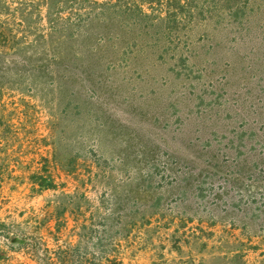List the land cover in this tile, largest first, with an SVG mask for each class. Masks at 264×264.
<instances>
[{"label":"rangeland","instance_id":"374dc122","mask_svg":"<svg viewBox=\"0 0 264 264\" xmlns=\"http://www.w3.org/2000/svg\"><path fill=\"white\" fill-rule=\"evenodd\" d=\"M167 1L114 26L93 0H2L0 263L39 264L37 220L52 256L88 243L123 264H264V91L248 70H264V0H205L179 32L154 21ZM32 55L72 59L53 81Z\"/></svg>","mask_w":264,"mask_h":264},{"label":"trees","instance_id":"16d2710c","mask_svg":"<svg viewBox=\"0 0 264 264\" xmlns=\"http://www.w3.org/2000/svg\"><path fill=\"white\" fill-rule=\"evenodd\" d=\"M46 3H54L55 0H43ZM80 1H87L90 0H80ZM131 2H127L126 0H107L104 3H100L93 0L94 8L97 11L96 16L103 20L104 24H112L114 26L120 25L121 20H119V14L121 16L126 17V19L129 20H140L145 19L147 17H150L151 15L146 13L144 11V5L145 4H153L158 3L162 4V0H130ZM2 0H0L1 5ZM205 0H169L167 1L168 5L172 7V10H169L166 16H162V14L156 16L154 18L155 20L164 21L168 20L173 22V30L175 32H179V30H182L186 24H196L197 22H200L204 15V10L201 8L202 3H204ZM51 4H49L50 7ZM4 5H2L3 7ZM5 7V6H4ZM24 13V12H23ZM138 25V24H136ZM76 27V25H74ZM201 29L200 32L205 33V25H200ZM195 30V29H194ZM10 28L5 27L4 24H0V38L1 40L4 39L5 36L10 35ZM197 31V28H196ZM8 32V33H7ZM264 37V36H263ZM264 40V39H263ZM193 44V48L189 47V49H192L191 52L195 49L196 51L203 50L205 48L204 44L199 43V41L191 40ZM1 42V41H0ZM173 52L179 55L178 59L179 61L182 59L184 51L181 50V47L177 42L173 43ZM190 52V53H191ZM189 53V54H190ZM197 54H195L196 58ZM247 56L246 58H248ZM68 59H72V57H62V56H27L23 59V64L26 65V68H30L32 72H40L44 75H47V72L51 73L50 75H47L46 77H52L53 81L59 79V75L55 76L57 74H54L55 68L59 70V65L62 62H65ZM7 58L5 56L0 55V64H3L7 66L6 64ZM54 61V62H53ZM59 61V62H58ZM244 62V61H243ZM54 63V65L52 64ZM12 66H16L17 63L14 62L11 64ZM244 65L245 62H244ZM262 67L258 66L253 70L252 65H249L248 70L249 72L252 71L250 78L256 79L259 77L258 81H256L259 85L262 86L264 91V70L261 69ZM48 80V79H47ZM263 100H264V92H263ZM41 187H44V184H40ZM48 187L54 188L53 184H50ZM64 211L60 212L59 215H63ZM88 224H92L90 220H87ZM33 226V225H32ZM42 226L43 224L40 222H34V238L40 241V243L34 244L31 248L26 246V253L31 256L33 260H35L39 264H123L122 260H118L116 257H112L111 254L106 255L104 257L101 256H95L93 253H97L91 248H89L88 243L84 246L80 243L77 245L67 244L65 248H59L58 252L55 253V256H52V249L47 244V241L44 239L42 234ZM85 226H87L85 224ZM44 227V226H43ZM7 224L4 222H0V236H7ZM6 233V234H4ZM81 238V237H80ZM15 241L14 238H11V242ZM10 248V247H9ZM12 249V247L10 248ZM102 250V248H100ZM60 251V252H59ZM103 251V250H102ZM99 252V251H98ZM100 255V252H99ZM0 259H3V257H0ZM0 264H7V263H0Z\"/></svg>","mask_w":264,"mask_h":264}]
</instances>
